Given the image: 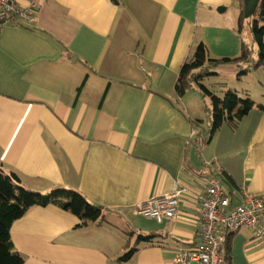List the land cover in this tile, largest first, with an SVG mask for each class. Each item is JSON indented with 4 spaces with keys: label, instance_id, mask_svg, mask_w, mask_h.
Instances as JSON below:
<instances>
[{
    "label": "crops",
    "instance_id": "1",
    "mask_svg": "<svg viewBox=\"0 0 264 264\" xmlns=\"http://www.w3.org/2000/svg\"><path fill=\"white\" fill-rule=\"evenodd\" d=\"M17 1L38 10L32 23L0 25V165L32 190L75 189L104 208L82 226L59 206L32 207L10 229L26 264H175L179 247L200 242L202 169L234 203L244 187L264 197V75L252 78L256 93L221 80L234 65L210 78L254 101L212 139L203 94L176 89L201 42L214 58L240 54L239 0ZM176 188L178 218L143 227L136 204ZM154 231L167 237L138 243ZM231 235L230 264H264V234Z\"/></svg>",
    "mask_w": 264,
    "mask_h": 264
},
{
    "label": "trees",
    "instance_id": "2",
    "mask_svg": "<svg viewBox=\"0 0 264 264\" xmlns=\"http://www.w3.org/2000/svg\"><path fill=\"white\" fill-rule=\"evenodd\" d=\"M241 2V12L238 19V34L241 36V52L234 58H214L206 43L201 42L195 52L182 65L176 89L179 96L194 89L203 94L210 115L209 138L224 123L235 127L238 122L254 107V101L235 89L227 88L223 83L208 81L215 75H220L222 65H234L238 68L237 75L247 74L251 69L264 65V0H260L256 12L246 17L244 0ZM248 29L252 35V43H247L243 37ZM257 54V58L255 56ZM215 87V88H213ZM199 123V120H193ZM223 175L230 179L229 174ZM56 205L71 211L81 220L80 225L98 220L103 216V207L90 202L84 194L75 189L55 188L47 193L37 192L26 187L15 173H6L0 165V264H26L24 257L14 250L10 229L14 221L22 218L34 206ZM232 236V235H231ZM229 236L223 246L224 263H231L232 238ZM166 234L156 231L140 234L138 243L162 242ZM138 248L133 247L119 257V261H129Z\"/></svg>",
    "mask_w": 264,
    "mask_h": 264
},
{
    "label": "built area",
    "instance_id": "3",
    "mask_svg": "<svg viewBox=\"0 0 264 264\" xmlns=\"http://www.w3.org/2000/svg\"><path fill=\"white\" fill-rule=\"evenodd\" d=\"M38 4L22 6L17 0H0V22L32 23L36 20ZM0 23V25L4 24ZM202 176L205 189L198 196L196 212L199 216L200 242L179 247L175 264H223L222 252L227 237L243 227H252L258 236L264 234L261 223L264 218V197L243 188L241 202L234 203L230 195L216 180H209L205 169L197 172ZM182 190L154 196L135 206L137 214L161 220L178 218Z\"/></svg>",
    "mask_w": 264,
    "mask_h": 264
},
{
    "label": "rangeland",
    "instance_id": "4",
    "mask_svg": "<svg viewBox=\"0 0 264 264\" xmlns=\"http://www.w3.org/2000/svg\"><path fill=\"white\" fill-rule=\"evenodd\" d=\"M255 56L257 58V54H255ZM259 70H261L260 73L256 74L254 69H252L249 74L247 73L249 77H246L247 76L246 74L237 75L235 67L227 66L225 68V70L223 71V73L221 74V76H224V78L221 77V80L222 81L226 80L228 82H232L235 85V87H247V88L253 90L254 93H256V91L258 90V88H257L258 84L255 82L254 79L258 78L259 75H262V76L264 75V72H263L264 66L259 67ZM252 78H254V79L252 80ZM238 89H241V88H238ZM138 218L143 222V224H144L143 227H151V226H154L156 224V220L153 218H146L144 216L143 217L141 216ZM136 225H139V224L137 223ZM133 228H135V227H133Z\"/></svg>",
    "mask_w": 264,
    "mask_h": 264
},
{
    "label": "water",
    "instance_id": "5",
    "mask_svg": "<svg viewBox=\"0 0 264 264\" xmlns=\"http://www.w3.org/2000/svg\"><path fill=\"white\" fill-rule=\"evenodd\" d=\"M259 3L260 0H244V11L246 17H250L256 12ZM1 22L4 23L3 21ZM223 264H230V263H223Z\"/></svg>",
    "mask_w": 264,
    "mask_h": 264
}]
</instances>
